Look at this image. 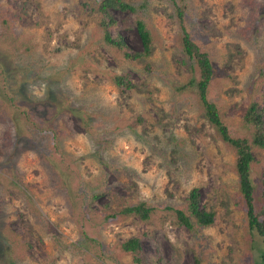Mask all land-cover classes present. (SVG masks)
<instances>
[{"label":"rangeland","instance_id":"1","mask_svg":"<svg viewBox=\"0 0 264 264\" xmlns=\"http://www.w3.org/2000/svg\"><path fill=\"white\" fill-rule=\"evenodd\" d=\"M125 1L135 10L111 9L109 30L140 50L141 17L146 56L103 40L98 0H0V264H132L120 248L130 235L144 264H254L263 243L246 226L234 148L202 112L173 1ZM177 1L212 61L206 98L249 139L244 110L264 106V0ZM251 153L256 185L264 142ZM191 187L208 225L167 208L188 214ZM138 200L148 218L119 211Z\"/></svg>","mask_w":264,"mask_h":264},{"label":"trees","instance_id":"2","mask_svg":"<svg viewBox=\"0 0 264 264\" xmlns=\"http://www.w3.org/2000/svg\"><path fill=\"white\" fill-rule=\"evenodd\" d=\"M175 7V14L179 21L180 49L187 59L193 63L198 75L195 80V88L202 112L208 122L214 127L220 138L234 148L235 160L233 169L237 176L238 193L244 206V219L247 229L255 231L263 243L254 264H264V203L255 202L254 188L257 186L258 194L264 198V169L261 170L257 184L254 185L249 174V163L252 160L251 145L261 146L264 142V106H258L256 101H250L243 113V121L252 125L251 136L230 135L227 127L222 122L218 110L212 101L206 98V87L213 73L212 61L206 50L202 49L198 43L190 38L183 24V7L181 1L172 0ZM133 12L135 7L125 0H98L97 10L100 13L99 25L102 27L103 40L109 45L116 46L122 50L124 57L133 58L146 56L150 51L151 36L141 17H135L132 24L137 31L141 42V49L131 53L126 52L125 42L119 32L111 34L109 25L114 23L110 10ZM113 81L117 86L126 87L129 83L120 75H113ZM93 194L92 196H95ZM186 209L188 214L179 207H168L175 215L176 221L188 228L191 227L189 215L193 217L195 223L208 225L212 222L213 211L205 210L198 205V193L196 187H191L186 197ZM152 206L143 200L122 206L119 211L122 213L136 214L140 219L149 217ZM109 213L108 215H113ZM107 215V216H108ZM121 250L128 252L132 264H144L143 252L140 239L136 235H130L120 242Z\"/></svg>","mask_w":264,"mask_h":264}]
</instances>
